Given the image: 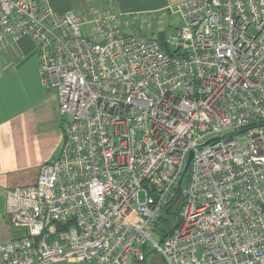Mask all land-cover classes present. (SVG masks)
Listing matches in <instances>:
<instances>
[{"label":"built area","instance_id":"1","mask_svg":"<svg viewBox=\"0 0 264 264\" xmlns=\"http://www.w3.org/2000/svg\"><path fill=\"white\" fill-rule=\"evenodd\" d=\"M92 5L0 0V50L32 42L63 136L5 191L0 264H264V0H183L163 42Z\"/></svg>","mask_w":264,"mask_h":264},{"label":"crops","instance_id":"2","mask_svg":"<svg viewBox=\"0 0 264 264\" xmlns=\"http://www.w3.org/2000/svg\"><path fill=\"white\" fill-rule=\"evenodd\" d=\"M181 1L49 0L57 12L74 10L82 2L97 3L103 10L107 7L114 10L119 18L135 13L161 17ZM26 40L29 46L18 42L7 44L0 55L9 59L0 61V193L4 194L8 188L34 182L38 166L58 156L62 144L57 93L40 86L34 45L25 37L18 41ZM28 58H31L29 65Z\"/></svg>","mask_w":264,"mask_h":264},{"label":"rangeland","instance_id":"3","mask_svg":"<svg viewBox=\"0 0 264 264\" xmlns=\"http://www.w3.org/2000/svg\"><path fill=\"white\" fill-rule=\"evenodd\" d=\"M92 7L97 8L96 5H90V4H86L82 2V3L76 4L73 11H75L76 13L82 16L85 15V17H88L90 15ZM161 15H162V18H159L160 15H157V14L149 15L147 13H141V14L135 13L131 16H122L120 17V20L122 24H124L125 22L132 21L133 24L131 25V27L137 33H141L144 35H147V34L154 35L155 34L158 37L159 27H163V30L170 31L174 28L175 25H178L180 23V20L179 19L177 20V15L175 14L169 15V14L163 13ZM18 44H21L24 47H27L30 45V43H28L27 40L24 42L18 41ZM4 48L0 50V55L4 54ZM7 60L9 59L8 58L6 59L5 56L3 57L0 56V61L5 62ZM26 60H27L26 64L29 65L31 63V58H28ZM55 157H53L52 159H54ZM4 209H5V196H4V193H0V241L10 238L13 235V231H14L9 225L8 219L4 213ZM166 217L169 218L170 220L169 222L171 224H175V222L177 221V217L173 215L172 213L169 215H166ZM158 225H160V223H158ZM151 238L154 241L161 243L159 236L153 230H151ZM146 264H166V263L163 261L159 252L152 250L151 252L147 254Z\"/></svg>","mask_w":264,"mask_h":264},{"label":"trees","instance_id":"4","mask_svg":"<svg viewBox=\"0 0 264 264\" xmlns=\"http://www.w3.org/2000/svg\"><path fill=\"white\" fill-rule=\"evenodd\" d=\"M159 35H158V39L160 40V42H163V40H164V33H158ZM179 201L178 200H176V202L175 203H178ZM178 207H179V204H178ZM178 209V208H177ZM177 209H176V211H174V214L175 215H177ZM165 222H168L169 220L168 219H166V220H164ZM178 222L176 221L175 222V224H172V227H174L176 224H177ZM172 227H170V228H172ZM170 228H168V230L170 229ZM165 233H167V230L165 231Z\"/></svg>","mask_w":264,"mask_h":264},{"label":"water","instance_id":"5","mask_svg":"<svg viewBox=\"0 0 264 264\" xmlns=\"http://www.w3.org/2000/svg\"><path fill=\"white\" fill-rule=\"evenodd\" d=\"M233 134H235V133H229V134H227V135H233ZM191 156H192V153L190 152V153H189V156H188V159H187V162H186V165H185V168H184V172L186 171V169H187V167H188V163H189V161H190V159H191Z\"/></svg>","mask_w":264,"mask_h":264}]
</instances>
